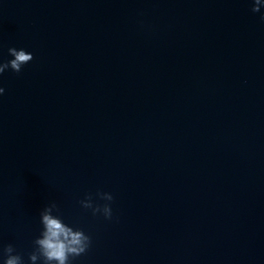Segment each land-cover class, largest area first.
I'll return each mask as SVG.
<instances>
[{
	"label": "water",
	"instance_id": "1",
	"mask_svg": "<svg viewBox=\"0 0 264 264\" xmlns=\"http://www.w3.org/2000/svg\"><path fill=\"white\" fill-rule=\"evenodd\" d=\"M261 5L0 0V62L34 57L0 75V247L31 264L55 201L71 264H264Z\"/></svg>",
	"mask_w": 264,
	"mask_h": 264
},
{
	"label": "clouds",
	"instance_id": "2",
	"mask_svg": "<svg viewBox=\"0 0 264 264\" xmlns=\"http://www.w3.org/2000/svg\"><path fill=\"white\" fill-rule=\"evenodd\" d=\"M261 0H253V12H259L261 9ZM264 20V15L261 16ZM9 55L13 57L10 60L0 62V75L6 70L11 69L20 73L24 65L33 60V54L24 50L11 47L8 49ZM6 89L0 86V95L4 94ZM100 199L113 201L114 196L110 192H98ZM85 209H91L93 215L103 213L106 219H112L113 211L110 203L100 205L94 204L93 197L89 194L80 201ZM58 204L53 201L40 212L42 230L38 237L33 241L34 250L29 253L31 264L40 261L41 264H71V259L87 252L91 245V237L83 229H74L66 224L59 213ZM0 259L3 264H25L24 257L18 253L13 244L0 247Z\"/></svg>",
	"mask_w": 264,
	"mask_h": 264
}]
</instances>
